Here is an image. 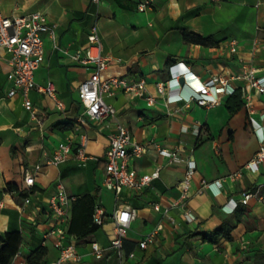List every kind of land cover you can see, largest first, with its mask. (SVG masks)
<instances>
[{
	"label": "crops",
	"instance_id": "0c3cea01",
	"mask_svg": "<svg viewBox=\"0 0 264 264\" xmlns=\"http://www.w3.org/2000/svg\"><path fill=\"white\" fill-rule=\"evenodd\" d=\"M142 1L2 0L6 16L40 11L57 24L56 36H45V62L36 70L35 80L40 85L54 83L64 108L59 109L49 95L33 90L34 117L20 95L9 97L12 68L9 54L0 49V239L7 232H20L19 251L24 258L38 248L53 222L49 200L59 182L77 198L96 196L111 216L117 205L115 192L104 186L105 152L120 121L137 142L147 146L142 155L130 157L129 166L139 175L161 167L160 177L141 190L127 188L122 193L123 204L134 209L136 216L124 238L121 257L110 248L116 229L111 217L91 234H69L67 240L76 245L82 263L264 264V162L257 170L244 167L260 147L246 108L230 112L226 107L230 95L214 107L188 101L197 80L223 77L252 95L256 117L264 122L260 117L264 94L254 91L247 81L234 79L245 65L264 75V51L255 48L256 41L264 43V0H156L152 8L140 11ZM95 22L109 58L101 77L126 78L129 84L143 79L146 87L142 92L117 89L105 94L106 101L117 108V116L100 123L90 119L81 123L84 106L79 87L93 68L72 56L87 48ZM183 29L211 37L215 43L186 42ZM233 40L234 48L229 46ZM177 62L190 72L187 79L180 77L181 88L170 71ZM159 85L165 86L163 94ZM82 135L88 137L87 155L96 157L85 167L75 158ZM62 142L71 143L70 157L60 165L49 164ZM162 149L175 155L162 154ZM189 160L197 163L188 200L195 214L192 222L185 220L183 208L172 207L166 213L180 196ZM26 169L35 175L32 186L25 183ZM235 172L240 173L238 177L231 176ZM203 180H222V186L204 187ZM104 189L112 192L110 202L104 201ZM247 191H260L263 198L254 197L244 205L241 200ZM237 206L245 208L238 222ZM234 224L231 240L221 238L214 243L208 239L220 227ZM150 234L153 241L142 248L140 242ZM93 242L105 249L100 259L93 254ZM46 247L45 261L50 264L59 257V250L52 239Z\"/></svg>",
	"mask_w": 264,
	"mask_h": 264
},
{
	"label": "built area",
	"instance_id": "2783aa9c",
	"mask_svg": "<svg viewBox=\"0 0 264 264\" xmlns=\"http://www.w3.org/2000/svg\"><path fill=\"white\" fill-rule=\"evenodd\" d=\"M98 4L100 0H93ZM156 0H143L139 5L140 11H145L154 6ZM57 24L52 23L45 13L40 11L30 12L24 15L6 16L2 10V0H0V49L9 54L8 62L12 68L13 86L7 95L13 97L20 95L23 98V105L36 116V111L30 94L33 90L49 95L56 103L59 109L64 108V102L57 96V88L54 83L49 82L47 85H40L35 80V72L45 62V36L49 35L54 38L56 36ZM89 45L84 51L76 52L72 57L74 60L83 65L93 68V71L79 87V97L84 106V111L79 118V122L83 123L87 119L100 123L117 116V108L106 101L105 94H114L117 89L125 92L137 90L142 92L145 90L146 82L141 79L133 84H129L126 78L110 77L103 79L101 74L105 71L109 64V58L104 52V44L100 35L98 23L95 22L90 28L88 36ZM229 46L234 48L236 41H230ZM259 46L264 51V43L255 42V48ZM68 53V50H65ZM172 80L179 82L180 77L187 79L190 74L189 69L184 63L177 62L170 67ZM236 80H245L250 87L264 94V75L259 76L254 66L245 65L242 74L234 77ZM195 90L188 96V101L204 107H214L222 103L224 95H231L236 88L223 77H213L208 81L195 82ZM177 87L181 88V83H177ZM158 90L164 93L165 86L159 85ZM244 106L250 117V122L257 134L260 147L254 157L249 160L244 167L246 169L257 170L259 165L264 162V122L261 123L256 117V108L252 103V95L243 93ZM154 98H150L153 102ZM264 121V112L260 115ZM41 121V120H40ZM116 132L111 136L110 145L105 152V178L104 186L115 192L116 209L109 216L100 203H96L92 213V219L95 225L103 226L107 219L111 217L115 222V235L110 241V248L117 250L119 256L123 255L124 238L127 236L131 227V223L136 216L134 209L129 205L123 204L122 193L125 189L133 191L141 190L152 180L160 177L161 167H157L151 173L139 175L138 172L129 166L131 156H140L146 152L147 146L136 141L131 130L120 121L117 123ZM88 137L82 135L81 144L77 147L75 158L79 166L85 167L90 159L96 157L88 156L86 146ZM72 153L70 142H62L55 149L52 157L48 159V163L52 165H60L68 160ZM162 154L175 155L167 149L161 150ZM40 166H36L38 170ZM197 170L195 160L188 161V167L185 175L180 182V196L174 201L171 207L166 208V213L172 207H180L184 209V218L188 222L195 220V214L188 207L190 198L192 179ZM240 173L235 172L232 177H238ZM35 175L31 169H26L25 183L27 186L34 185ZM204 187L216 184L222 186V180L209 183L202 181ZM57 191L49 200V215L53 220L50 228H48L42 240L41 245L46 246L47 241L52 239L54 247L59 250V257L50 264H91L82 263L83 257L77 250L74 243L68 242L69 225L72 218V206L77 197L70 194L65 185L61 182L57 184ZM260 197V191H247L244 193L241 203L249 204L254 197ZM31 199L27 198L26 203H30ZM3 203L0 202V207ZM157 210L160 209L159 204H155ZM171 220H174L171 218ZM153 234H150L145 240L140 242L142 248L146 247L149 241H153ZM93 254L100 259L104 256L105 249L98 243H92ZM10 264H28L27 258L18 251L13 257Z\"/></svg>",
	"mask_w": 264,
	"mask_h": 264
},
{
	"label": "trees",
	"instance_id": "16d2710c",
	"mask_svg": "<svg viewBox=\"0 0 264 264\" xmlns=\"http://www.w3.org/2000/svg\"><path fill=\"white\" fill-rule=\"evenodd\" d=\"M183 35L186 42L197 43L203 45L214 44L215 40L211 37H205L193 30L183 29ZM244 106V98L241 88L235 90L226 101V107L230 112H236ZM96 196L84 194L77 198L72 206V218L70 221L68 232L75 236L88 235L96 231L100 226L94 224L92 213L96 204ZM237 222L245 213V208L237 206ZM235 224L230 227H220L215 236L208 238L210 241L216 243L221 238L231 240L232 229ZM22 242V235L18 231L7 232L3 238L0 239V264H10L13 257L19 251ZM47 247L40 245L33 250L27 257L28 264H46L45 256L47 254Z\"/></svg>",
	"mask_w": 264,
	"mask_h": 264
},
{
	"label": "rangeland",
	"instance_id": "374dc122",
	"mask_svg": "<svg viewBox=\"0 0 264 264\" xmlns=\"http://www.w3.org/2000/svg\"><path fill=\"white\" fill-rule=\"evenodd\" d=\"M103 198L104 201L110 202L112 200V192L108 191L107 189H104ZM44 227H46V225L41 226L40 229H44Z\"/></svg>",
	"mask_w": 264,
	"mask_h": 264
},
{
	"label": "water",
	"instance_id": "95a60500",
	"mask_svg": "<svg viewBox=\"0 0 264 264\" xmlns=\"http://www.w3.org/2000/svg\"><path fill=\"white\" fill-rule=\"evenodd\" d=\"M184 81V79H181V82H183Z\"/></svg>",
	"mask_w": 264,
	"mask_h": 264
}]
</instances>
